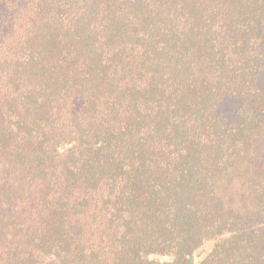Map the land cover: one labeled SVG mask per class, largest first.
Here are the masks:
<instances>
[{
	"label": "trees",
	"instance_id": "obj_1",
	"mask_svg": "<svg viewBox=\"0 0 264 264\" xmlns=\"http://www.w3.org/2000/svg\"><path fill=\"white\" fill-rule=\"evenodd\" d=\"M0 264H264V0H0Z\"/></svg>",
	"mask_w": 264,
	"mask_h": 264
}]
</instances>
